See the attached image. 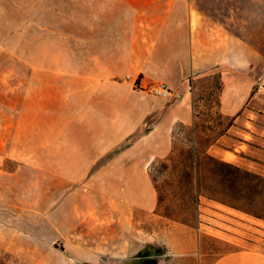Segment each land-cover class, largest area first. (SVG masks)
<instances>
[{"label":"rangeland","instance_id":"rangeland-1","mask_svg":"<svg viewBox=\"0 0 264 264\" xmlns=\"http://www.w3.org/2000/svg\"><path fill=\"white\" fill-rule=\"evenodd\" d=\"M72 1L0 0V219L2 217L5 221L0 222L12 223L18 245L16 255H0V264H64L66 257H73L69 249L74 248L78 238L77 226L64 236L55 227L52 228V224L56 225L54 218H51L53 222L47 221L50 214L63 198L82 195L104 198L107 192L90 190L85 184L111 159L110 156L98 159L89 173L47 172L51 161L56 164L59 160L63 164L64 158L51 159L43 154L50 148L64 149L66 144L54 147L42 139L40 126L30 127L25 123V103L31 100L30 92L26 93V82L29 79L31 86L30 70L35 76L36 70L40 69V58L36 59V56L41 53V41H55L58 37L56 26L63 23L73 10L80 12L87 9L79 4L74 7ZM184 1L189 3L190 0L180 2L185 4ZM192 5L205 9L218 8V13H210L209 16L224 24L227 34L240 38L239 47L225 45V52L230 51L229 55H225V62L190 78L193 84L175 69L162 70L155 77L148 78L145 83L151 87L158 82H165L170 87L172 93L166 99L148 90H138L129 81L131 79L122 77L120 83L127 88L129 109L128 125L122 127L128 128V136L112 149L141 151L146 160L152 159L145 167L143 178L139 175V180L145 185V197H153L156 201V215L145 213L146 237L155 233V238H163L165 242L168 237L172 239V234H168L170 227L182 223L162 215L175 217L188 223L192 230V264H211L225 254L250 247L253 242L264 247V221L241 210L256 207L252 203L257 189L250 182L251 178H248L249 181L240 179L244 176L243 172L264 177V0H192ZM169 48V56L179 60L182 47ZM218 73L222 82L217 93L220 102L225 85L233 82L240 87H248L252 98L243 104L239 110L242 112L227 135L221 136L207 149L206 153L218 163L203 154L207 143L205 139H213L215 133L198 132L197 153L203 165L198 180L200 178L201 185L212 191L201 190V193H211L213 199L200 196L196 201L192 197L194 191L189 189L193 188V180L187 177L183 166L186 163L184 155L180 152L170 155L171 132L179 121L168 116V110L171 106H174L171 113L173 110L176 113L187 110V121L183 123L190 125L193 99L201 111L215 107L216 95L213 96L210 91L218 82ZM32 101L36 102L35 95ZM239 112L222 114L235 117ZM205 119V116L199 115L197 121ZM117 129V126H112L109 138H115L114 131ZM75 136L71 135V138L78 139ZM70 142L72 149L78 146L75 141ZM185 145L182 147L185 148ZM227 155L231 156L230 161L226 159ZM209 163L221 170L227 169L221 164L225 163L239 171L228 168L231 176L225 177L217 171L212 173L213 169L207 166ZM165 165L169 166L168 169ZM129 174L136 175L133 172ZM104 176L102 174L97 178L103 180ZM198 180L194 179V185ZM253 205H257L256 209L262 206L260 197ZM78 216L86 218L85 213ZM24 233L29 236L27 243L32 244V252L26 255L21 252L25 244L22 241ZM160 245L154 250L146 247L142 258L157 257ZM135 264H141V260L135 261ZM178 264H183V259L178 260Z\"/></svg>","mask_w":264,"mask_h":264},{"label":"crops","instance_id":"crops-1","mask_svg":"<svg viewBox=\"0 0 264 264\" xmlns=\"http://www.w3.org/2000/svg\"><path fill=\"white\" fill-rule=\"evenodd\" d=\"M180 1L73 0L74 7L79 4L87 9L67 15L56 26L55 41H41V53L36 56L40 58V69L35 76L30 70L31 86L29 79L26 82L31 100L25 103L24 116L26 126H40L43 140L54 147L66 144L64 149L50 148L42 153L51 159L64 158L63 164L51 161L47 172L85 174L98 159L111 158L85 184L90 190L107 191L104 198H63L47 220L54 218L56 225L51 223L52 228L64 236L77 226L78 238L74 248L69 249L73 257H66L64 264L97 263L102 257L106 264H135L137 260L142 262L146 247L154 250L160 244L158 256H153L157 264H178L181 259L183 264H192L193 233L187 225L171 226L168 234L172 239L168 237L166 242L155 238V233L145 235V213L156 215V201L145 197L139 175L143 178L152 159L146 160L141 151L112 149L128 136V128L122 127L128 125L129 110L128 91L120 83L122 77L146 82L162 70L175 69L188 81L224 63L226 53L230 54L229 50L225 52V45L239 47L240 38L227 34L224 24L209 16L218 13V8H199L192 5V0L185 4ZM173 46L182 47L179 60L169 56V47ZM250 92L248 87L234 82L225 85L221 113L239 112L252 98ZM33 95L36 102L32 101ZM172 107L168 116L187 121V110L171 113ZM112 126L118 127L115 138H109ZM70 141L78 146L72 149ZM132 172L136 175L130 176ZM102 174L106 175L103 180L98 179ZM79 213H85L86 218H80ZM11 224L0 222V255L18 253L17 233ZM28 237L26 233L22 235L25 244L21 252L25 255L32 252ZM211 264H264V247L253 242Z\"/></svg>","mask_w":264,"mask_h":264},{"label":"trees","instance_id":"trees-1","mask_svg":"<svg viewBox=\"0 0 264 264\" xmlns=\"http://www.w3.org/2000/svg\"><path fill=\"white\" fill-rule=\"evenodd\" d=\"M189 83L193 84V81L189 80ZM221 87H222V82H221L220 74L218 73V82H217V84H215L212 87V89L210 91V94H212L213 96L216 95L215 96L216 100L214 102L215 107H210L205 111H201L199 109V105L197 104L196 100L193 99V101H192L193 114H192L191 124L186 125L183 122L179 121L174 125V128L172 129V132H171V152H170V155L173 156L176 152H180L184 155V157L186 159V163L183 166L186 170L187 177L189 176L190 180L191 179L193 180V183L191 181V185L193 188H189V189H192L194 191L192 197L196 201H198L200 196H203L207 199H213V196L211 193L210 194L201 193V190H204L206 192H212V191H209V189H206L205 187H203L201 185L200 178L198 180V176L201 174L200 168L203 167L202 162L199 161L200 160L199 154L197 153V151H198L197 145H198V140L200 138L198 132L215 133V137L213 139H205L207 141V143L204 147V153L203 154L206 156V158L211 159V160L218 163V161H216V159H214L213 157H210L206 153L207 149L210 146H212L213 144H215L216 141L221 136L227 135V131L232 126H234V120L242 112V111H240L235 117L224 116L221 113V111H220V100H219V96L217 95V93L221 90ZM192 93H193V91H192ZM199 115L205 116L207 119L203 120L202 122L197 121V118H199ZM217 130H218V132H216ZM184 144H186L185 148L182 147ZM221 164L225 165V167L227 166V169H225V170L218 169V166H216L215 164L212 165L210 163L207 164V166H209L213 169L212 173L218 172L217 174H220V175L225 176V177L231 176V173L229 172L228 168H233V169L239 171L238 168L236 169V167H234L232 165H226L225 163H221ZM168 167H169L168 165L167 166L165 165V168L168 169ZM215 171H217V172H215ZM242 174L244 176H241L240 179L242 181H249L248 178H251L250 182L253 184L254 188L257 189V191H255L256 192L255 201H254V203H252V206H256V207H252V209H241V210L243 212H245L246 214H249V215H251L257 219L264 221V194L262 193V192H264V177L261 175H258L256 173L243 172ZM194 179L198 180V183L197 184L195 183L196 185H194ZM153 182H155V180H153ZM155 188L157 189V185H155ZM259 197L261 199V205L262 206L258 207V209H256L257 205H253V204H256V201ZM162 216H165V217L172 219L174 221H177L179 223L189 225L188 223H186L184 221H180V220L176 219L175 217H170L167 214H164Z\"/></svg>","mask_w":264,"mask_h":264},{"label":"built area","instance_id":"built-area-1","mask_svg":"<svg viewBox=\"0 0 264 264\" xmlns=\"http://www.w3.org/2000/svg\"><path fill=\"white\" fill-rule=\"evenodd\" d=\"M127 78L130 79L129 76H127ZM132 82H133V85L136 87V89L144 90V91H146V90L151 91L156 96H158L159 98H162V99H166V98L170 97V95L172 93L170 87L165 82H158L152 87L149 86L147 83H145L140 78H136ZM99 262H100V264H106L105 260L103 258H100Z\"/></svg>","mask_w":264,"mask_h":264},{"label":"water","instance_id":"water-1","mask_svg":"<svg viewBox=\"0 0 264 264\" xmlns=\"http://www.w3.org/2000/svg\"><path fill=\"white\" fill-rule=\"evenodd\" d=\"M141 264H157V261L154 257H148L143 259Z\"/></svg>","mask_w":264,"mask_h":264},{"label":"bare ground","instance_id":"bare-ground-1","mask_svg":"<svg viewBox=\"0 0 264 264\" xmlns=\"http://www.w3.org/2000/svg\"><path fill=\"white\" fill-rule=\"evenodd\" d=\"M226 159L230 161V160H231V156H230V155H227V156H226ZM226 159H225V160H226Z\"/></svg>","mask_w":264,"mask_h":264}]
</instances>
